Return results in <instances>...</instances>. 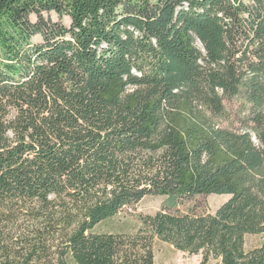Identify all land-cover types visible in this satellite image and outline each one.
Instances as JSON below:
<instances>
[{
    "label": "trees",
    "instance_id": "obj_1",
    "mask_svg": "<svg viewBox=\"0 0 264 264\" xmlns=\"http://www.w3.org/2000/svg\"><path fill=\"white\" fill-rule=\"evenodd\" d=\"M263 235L264 0H0V264H264Z\"/></svg>",
    "mask_w": 264,
    "mask_h": 264
},
{
    "label": "rangeland",
    "instance_id": "obj_2",
    "mask_svg": "<svg viewBox=\"0 0 264 264\" xmlns=\"http://www.w3.org/2000/svg\"><path fill=\"white\" fill-rule=\"evenodd\" d=\"M228 196H204L196 199H180L177 207L170 210L163 208V199L148 197L124 205L118 214L99 225V232H148L146 216L157 211L175 213L179 215H202L213 213L220 205L228 200ZM264 243L263 236H246L245 250L249 251ZM155 264H203L201 255H188L176 251L170 245L155 241ZM70 264H87L84 246L73 250ZM205 264H220V261L210 259Z\"/></svg>",
    "mask_w": 264,
    "mask_h": 264
}]
</instances>
